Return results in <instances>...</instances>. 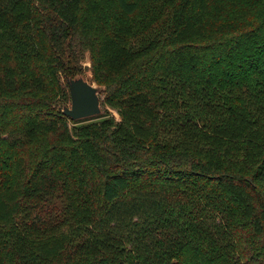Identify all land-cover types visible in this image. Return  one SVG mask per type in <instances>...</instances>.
Here are the masks:
<instances>
[{"label":"trees","instance_id":"trees-1","mask_svg":"<svg viewBox=\"0 0 264 264\" xmlns=\"http://www.w3.org/2000/svg\"><path fill=\"white\" fill-rule=\"evenodd\" d=\"M0 264H264V0H0Z\"/></svg>","mask_w":264,"mask_h":264},{"label":"water","instance_id":"water-1","mask_svg":"<svg viewBox=\"0 0 264 264\" xmlns=\"http://www.w3.org/2000/svg\"><path fill=\"white\" fill-rule=\"evenodd\" d=\"M89 62V66H90ZM70 103L63 105L62 113L72 120L96 116L101 113V89L94 80L84 74L67 77Z\"/></svg>","mask_w":264,"mask_h":264},{"label":"rangeland","instance_id":"rangeland-1","mask_svg":"<svg viewBox=\"0 0 264 264\" xmlns=\"http://www.w3.org/2000/svg\"><path fill=\"white\" fill-rule=\"evenodd\" d=\"M89 57H88V54H86V56L84 57V59L82 60V65H83V71H84V76L86 79L88 80H93L92 79V73H91V69H90V66H89ZM101 95V94H100ZM101 98H102V95H101ZM70 103V100L67 101L66 104L69 105ZM109 111L112 112V114H114L117 118H118V114L111 108H109Z\"/></svg>","mask_w":264,"mask_h":264}]
</instances>
